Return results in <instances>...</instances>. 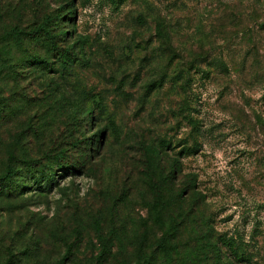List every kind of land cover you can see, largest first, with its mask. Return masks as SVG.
<instances>
[{
    "label": "rangeland",
    "instance_id": "obj_1",
    "mask_svg": "<svg viewBox=\"0 0 264 264\" xmlns=\"http://www.w3.org/2000/svg\"><path fill=\"white\" fill-rule=\"evenodd\" d=\"M8 165L0 264H264V0H0Z\"/></svg>",
    "mask_w": 264,
    "mask_h": 264
},
{
    "label": "trees",
    "instance_id": "obj_2",
    "mask_svg": "<svg viewBox=\"0 0 264 264\" xmlns=\"http://www.w3.org/2000/svg\"><path fill=\"white\" fill-rule=\"evenodd\" d=\"M56 170L57 169L52 170L54 174L56 173ZM19 173H20L19 170H17L13 166L8 165L5 168L4 173L0 176V193H3V191L5 190L4 189L5 183L11 180L12 177H15ZM162 235L163 236L161 237L160 241L163 244L160 246L159 249L164 255V257L166 258L167 264H198L194 262V258L198 259L196 256L199 255V251H195V249L188 251V252H186L185 250L181 251L180 247L182 245V239H180V236L178 235V233L176 235L173 234L171 226H168L167 228H165ZM136 253H137V256L141 255L140 251ZM146 256L148 259L151 257V255H146ZM144 259L142 258V256H138L137 261L134 264H143L141 261H143ZM147 264H151V260Z\"/></svg>",
    "mask_w": 264,
    "mask_h": 264
}]
</instances>
